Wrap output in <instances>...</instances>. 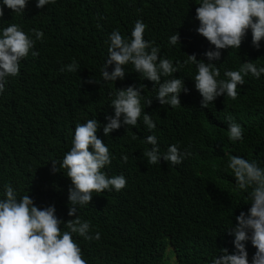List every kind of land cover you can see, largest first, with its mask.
Here are the masks:
<instances>
[{"label":"trees","instance_id":"obj_1","mask_svg":"<svg viewBox=\"0 0 264 264\" xmlns=\"http://www.w3.org/2000/svg\"><path fill=\"white\" fill-rule=\"evenodd\" d=\"M199 2L57 0L40 9L31 0L24 15L5 7L0 28L23 23L28 31H44L45 40L37 43L40 55L24 61L21 74L10 79L0 97V187L11 183L21 196L31 194L41 208L55 205L58 216L73 219L68 215L71 180L63 171L54 174L50 161L70 150L77 124L99 119L106 125L107 116L114 117L110 104L117 89L144 84L142 94L153 101L146 111L157 123L155 132L140 124L128 132L122 126L106 137L100 129V138L114 155L108 174L124 175L127 185L120 192L93 193L92 203L81 210L80 216L101 233L100 241L78 238L87 264H211L218 248L234 251V238L225 230L232 223L229 205L242 193L226 165L232 155L264 161V77H246L237 100L220 97L209 109H201L194 67L176 73L190 89L181 93L178 108L162 106L154 83L130 66L126 78L115 83L102 81L101 75L110 34L119 29L130 36L138 20L148 25L146 39L161 48L162 56L174 61H183L186 53L203 58L210 45L196 32ZM177 31L183 48L169 43ZM248 58L264 64V48L255 49L251 34L241 50L224 52L221 75ZM73 60L80 71L62 72ZM114 68L110 65L107 71ZM90 79L101 83H88ZM226 115L243 124V143L229 139ZM153 134L162 152L176 144L191 155L175 166L164 160L148 163L143 153L151 146L145 139ZM123 155L129 157L127 163Z\"/></svg>","mask_w":264,"mask_h":264},{"label":"clouds","instance_id":"obj_2","mask_svg":"<svg viewBox=\"0 0 264 264\" xmlns=\"http://www.w3.org/2000/svg\"><path fill=\"white\" fill-rule=\"evenodd\" d=\"M30 3L31 0H0V21H3L5 7L14 14L24 15ZM56 3L57 0H37L36 6L44 9ZM196 5V32L210 45L203 58L186 53L183 61H174L162 56L161 48L146 39L148 25L138 20L130 36L123 35L119 29L110 34L102 81L124 80L130 66L141 74V79L154 83L155 98L162 106L178 108L182 105L181 93H188L190 89L185 79L177 77L176 73L183 69L191 71L194 67L192 80L202 97L201 109H209L220 97L237 100L238 88L246 84V77L258 80L264 77V64L248 58L238 69L225 70L223 76L219 65L224 52L241 50L249 34L257 51L264 48V0H200ZM44 40V31L35 28L28 31L23 23L0 28V97L10 79L21 74L24 61L29 56L40 55L36 46ZM169 43L183 48L179 31L169 37ZM110 65H115L111 73L107 71ZM61 71L78 73L79 62L73 60L62 66ZM88 83L101 82L90 79ZM145 89L144 84L140 88L133 85L117 89L110 104L114 117L108 115L106 125L99 119L77 124L70 150L62 159L50 161L54 174L63 171L71 180L68 215L73 219L65 221L58 216L55 205L41 208L31 194L21 196L11 183L0 187V264H87L78 238L100 241L101 233L94 230L90 220L80 216L81 210L92 203L93 193L120 192L127 185L124 175L108 174L114 155L99 132L103 127L104 136L109 137L122 126H128V132L140 124L155 132L157 123L146 111V106H151L153 101L142 94ZM225 124L229 139L243 143V124L231 115H226ZM132 139L137 137L132 136ZM145 143L151 147L145 149L143 155L152 165H160L161 160L180 165L191 155L176 144L162 152L155 134L147 136ZM122 160L127 163L129 157L123 155ZM226 168L234 174L236 189L242 193L238 202L233 199L229 205L228 216L232 223L225 230L234 238V251L228 247L218 248L211 264H264V161L232 155Z\"/></svg>","mask_w":264,"mask_h":264}]
</instances>
